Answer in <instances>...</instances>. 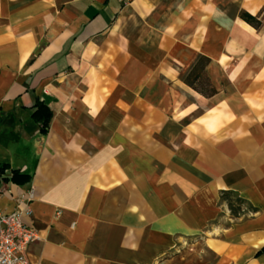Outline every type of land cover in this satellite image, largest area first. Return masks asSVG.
I'll return each mask as SVG.
<instances>
[{"label": "crops", "instance_id": "1", "mask_svg": "<svg viewBox=\"0 0 264 264\" xmlns=\"http://www.w3.org/2000/svg\"><path fill=\"white\" fill-rule=\"evenodd\" d=\"M243 11L264 0H0V209L31 211L32 264H264V20ZM202 56L211 95L186 81Z\"/></svg>", "mask_w": 264, "mask_h": 264}, {"label": "built area", "instance_id": "2", "mask_svg": "<svg viewBox=\"0 0 264 264\" xmlns=\"http://www.w3.org/2000/svg\"><path fill=\"white\" fill-rule=\"evenodd\" d=\"M30 214L29 209L14 212L0 209V264H32L27 251L38 236L24 221Z\"/></svg>", "mask_w": 264, "mask_h": 264}, {"label": "trees", "instance_id": "3", "mask_svg": "<svg viewBox=\"0 0 264 264\" xmlns=\"http://www.w3.org/2000/svg\"><path fill=\"white\" fill-rule=\"evenodd\" d=\"M241 17L249 24L254 26L255 28L259 29L262 26V21L259 19L258 16H253L249 14L246 11H243L241 13ZM211 60L205 56H202L193 70L189 73V75L186 78V81L188 84L192 87H194L196 90L204 93L205 95H211L213 94L216 90L211 87L210 89H203L200 88L197 85V82L199 81H206V83H209V79L205 76V68L210 64ZM209 86V84H208ZM34 113L33 117L34 119L41 125V131L42 133L46 134L47 130L49 128L50 120L52 118V111L49 109L48 105L44 101L37 100L34 105H33ZM5 169V166L3 167V170ZM2 170H0L1 173ZM17 173H15L12 177V180H17L16 177ZM29 179V177H27ZM237 205L234 206L232 203H230V208L231 211L236 214L241 211V206L243 204V200L237 199ZM264 251V248L262 249Z\"/></svg>", "mask_w": 264, "mask_h": 264}, {"label": "rangeland", "instance_id": "4", "mask_svg": "<svg viewBox=\"0 0 264 264\" xmlns=\"http://www.w3.org/2000/svg\"><path fill=\"white\" fill-rule=\"evenodd\" d=\"M259 17V16H258ZM264 17V16H263ZM264 20V19H263ZM263 20H262V24H263ZM205 76H206V73H205ZM207 77V76H206ZM209 84V86H208ZM197 85L200 87V88H203V89H207L209 90L210 89V80H209V83L206 81L204 82L203 80L202 81H199L197 82ZM244 206V205H243Z\"/></svg>", "mask_w": 264, "mask_h": 264}]
</instances>
